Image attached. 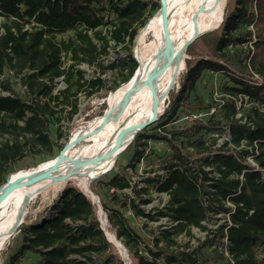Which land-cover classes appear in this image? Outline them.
<instances>
[{
	"label": "trees",
	"instance_id": "trees-1",
	"mask_svg": "<svg viewBox=\"0 0 264 264\" xmlns=\"http://www.w3.org/2000/svg\"><path fill=\"white\" fill-rule=\"evenodd\" d=\"M159 6L152 3L150 14L147 0H0V137L8 138L0 142V175L26 158V146L52 147L50 126L60 121L63 111L68 119L77 113L81 90L90 96L102 88L108 96L130 78L137 67L131 53L133 40ZM65 32L72 36L58 38ZM110 42L127 55L105 66L102 57L108 55ZM185 52L189 58L181 86L169 90L171 114L151 132H137L128 145H137L136 161L145 151L138 147L146 146L147 140L164 142L170 149L165 176L140 180L168 195L165 211L154 209L152 214L139 206L151 199L142 197L145 188L130 186L126 173L118 169V157L110 171L91 182L90 189L100 201L109 230L125 245L131 264H264V0H227L220 25L195 38ZM81 64L127 72L119 82L104 87L100 77L86 79ZM214 73L225 78L223 96L209 103L199 96L189 101L197 80ZM12 76L19 78L30 99L14 94ZM59 79L65 88L54 93ZM178 109L214 111L207 120L194 118L167 130V124L177 121ZM224 127L233 148L227 142L215 146L213 134ZM206 134L210 143L204 139ZM247 155L253 156L260 170L246 163ZM189 159L193 166H188ZM105 186L113 189L105 191L107 199L101 193ZM126 188L138 203L122 193ZM231 209L232 226L225 219L209 230L199 246L179 250V233L191 237L192 228L208 230L206 224H216V215ZM54 210L57 215L45 220ZM52 211L31 226H19L18 258L30 252L39 256L38 264H123L99 225L97 205L82 191L66 185ZM136 216L149 221L167 217L171 225L160 227L151 247L141 249L142 236L130 225ZM206 245L210 250L203 255L200 249Z\"/></svg>",
	"mask_w": 264,
	"mask_h": 264
},
{
	"label": "bare ground",
	"instance_id": "bare-ground-1",
	"mask_svg": "<svg viewBox=\"0 0 264 264\" xmlns=\"http://www.w3.org/2000/svg\"><path fill=\"white\" fill-rule=\"evenodd\" d=\"M166 2L171 42L168 54H162L165 42L159 6L135 37L137 67L133 74L108 95L101 115L88 121L85 130L69 137L63 147L66 157L59 166L47 175L46 170L55 157L44 160L35 167L10 173L9 182L0 185V192L8 188L0 201V253L13 229L24 222L31 197L48 192L55 194L68 179L85 187L112 166L115 154H110L116 144H120V150L125 149L134 139L139 125L148 121L155 110L158 115L162 113L168 90L184 68L187 43L221 21L226 0ZM84 136H89L91 141L72 145ZM101 222L105 224L103 212ZM106 234L120 250L125 264H130L121 242L108 231Z\"/></svg>",
	"mask_w": 264,
	"mask_h": 264
},
{
	"label": "rangeland",
	"instance_id": "rangeland-1",
	"mask_svg": "<svg viewBox=\"0 0 264 264\" xmlns=\"http://www.w3.org/2000/svg\"><path fill=\"white\" fill-rule=\"evenodd\" d=\"M147 1H148V7H147L146 13L150 12L151 14L153 12L151 8L152 3H156V2L159 3V0H147ZM225 6H226V3H225ZM225 6L223 9L221 19H223V15L225 13ZM1 22H2V19L0 18V24ZM70 36H72L71 32H65V33L60 34L58 38L67 39ZM110 45L111 46L109 47L108 55L102 57V61L105 66H107L108 64L112 62H117L119 60H122L127 55V52L123 50L122 48H120V46L114 47V44L112 42H110ZM134 45H135V38L131 46V53H132V56L135 58ZM186 58H189V55L187 53L185 54V57H184V68L180 72L178 78L170 86L169 90L173 89L176 91L177 89L180 88L181 86L180 76L185 69V59ZM64 63L65 65L68 64L67 59L64 60ZM79 68L83 71L84 77L88 80L93 79L95 77H100L103 80L104 87H110L114 82H119L121 79V76L127 72L126 68L120 70V68H109V67H105L103 71H100L97 65L87 66L85 64H81L79 65ZM6 77H7V74H4V78ZM224 81H225V78L222 76L221 73H214L212 75L208 74L205 76L204 75L201 76V78L197 80L195 88L190 93L189 101H193L195 96H199L202 99V101L205 103L218 100L220 97L223 96L221 86L224 83ZM10 83H11V87L15 95H17L18 97L22 99L31 98L26 93L25 87L21 84L18 77L12 76L10 78ZM62 88H65V83H63L61 79L55 81L54 86H53V92L56 93L57 90L62 89ZM169 90H168V95L166 97V100L163 104L162 113L160 114L159 119L153 122L152 124L148 125L147 127L143 128L139 132H151L152 128H154L159 123L166 120L167 117L171 114L170 108L172 107V103L169 97ZM103 92H104V89L98 88V89H95V91H93L92 95L88 96L85 90H81L77 94V100H78L77 101L78 103L77 113H75L71 119H68L66 111H63L60 114V121L50 126V139L52 141V147L50 149H42L39 147H34L33 145L26 146L24 149V154L26 155V158L20 162L18 161L15 164L9 165L8 173H3L2 175H0V185L3 182H5L6 177L12 172H16L20 170V168L22 169V167H25L24 169L35 167L38 163L44 160H48V159L56 157L59 154V151L65 146L66 142L68 141L71 135H74L78 132H82L83 130H85L88 121L102 114V112L104 111L106 107V98L108 97L106 96L108 91L105 94H103ZM237 104L239 107L242 105V103H239V102ZM213 111L211 109L210 110L202 109V110L194 111V112H191V111L185 112L182 109H178L177 112L179 116H178L177 121L170 122L169 124L165 126V128L169 130V129L176 128L180 125L186 124L188 121L187 117L189 116L191 117V115H196L197 118L199 119L207 120ZM236 117L240 118L239 115H237ZM227 129H228L227 127H224L219 133L213 134V137L215 138L216 147H219L224 142H227V147L233 148V146L230 143V140L228 139V134L226 133ZM6 139H8L7 136L0 137V142L5 141ZM204 139H206V141L208 140V143H210L209 141L211 139L209 138V135L207 134L204 135ZM90 141H91V138L89 136H84L82 139L78 140L72 145L80 144V143H88ZM139 142H141V140H139ZM146 144H147L146 146L141 145L138 147V149H142V148L145 149L143 157L139 161H136V159L134 158L135 148L137 145L132 144L129 147L127 146L128 147V148L126 147L127 149L125 148L123 152L117 155L118 163H121L118 169L120 168L123 170V172L126 173V176L130 180L129 181L130 186L134 185L137 189L145 188L147 190L145 191V193L142 194V197L149 198L151 199V201L147 204H140L139 206L145 212H150L153 214L155 211L154 209H162L163 211H165L164 209L168 202V195L164 192L156 191L154 187L147 186L146 183L140 180H142L141 178H145L148 175L151 177L157 174L160 176H164L165 163L171 160V157H170L171 153H170V149L164 142L155 141V140H147ZM186 147L189 152H193V149L191 147H188V146ZM193 157L195 156L193 155ZM128 164H131V166H129ZM66 185H70L72 187L79 189L91 200H92V194L96 196L95 193L90 189L91 182H88L84 187V186H81L76 180L68 179L63 184L62 188H60L55 194H53V192H48L45 195L39 194V195L31 197L25 209L24 222H22L21 225L31 226L33 222L42 220L45 215H47L50 211H52L54 201L56 200L58 194L63 190V188ZM106 190L108 192H112L113 189H108L107 186L101 188V193L107 199L105 195ZM122 193L128 194V196L131 199L135 200L134 201L135 203H138V200L134 197V195L131 193L129 188L124 189ZM93 203L97 205L98 221H99L100 227L102 226L101 228L103 232L106 234V232L108 231L109 233L113 234L109 230V226L107 225V222H106L107 219L105 221V224L102 225L101 212H103V214L105 215V218H106V214L104 210L102 209V207L100 208L101 206L100 201L98 202V204L95 202ZM225 214L226 213H219L216 215V217L219 218L216 224L214 223L206 224L208 230H200L199 228H192L193 236L191 237L187 236L184 232L179 233L176 236V241H177L179 250L183 249V247L185 246H189L190 249L192 248L194 249L197 246H199L201 242H203L206 239L205 237L208 234V232H210L209 231L210 229H214L218 224L225 221V218H226ZM203 224H205V222H203ZM21 225L19 224L10 233L9 240L7 241L6 245L4 246V248L2 249L0 253V264H38L39 263V260H40L39 256L34 253H30V252H25L23 256L18 258L17 250L22 241V234L21 232H19L18 228ZM130 225L132 226L133 230H135L137 233H139L142 236V239L140 240V248L143 249L146 246L148 248L151 247V239L154 236H157V234L159 233L160 227L170 226L171 223L169 222V219L167 217H160L156 221L154 220L149 221L146 218L136 216L134 217ZM118 241H120L123 247L126 249L123 242L120 239H118ZM209 250H210L209 245H206L204 247H201L200 252L203 255H207ZM120 258L122 257L120 256Z\"/></svg>",
	"mask_w": 264,
	"mask_h": 264
},
{
	"label": "water",
	"instance_id": "water-1",
	"mask_svg": "<svg viewBox=\"0 0 264 264\" xmlns=\"http://www.w3.org/2000/svg\"><path fill=\"white\" fill-rule=\"evenodd\" d=\"M159 5H160V12H161V18H162V24H163V30H162V32H163L164 42H165V44H164V48H163V50H162V54H163V55H166V54H168V52H169V50H170V46H171L170 35H169L168 25H167V2H166V0H159ZM221 21H222V19H221ZM221 21H220L215 27H213V28H211V29H209V30H207V31H205V32H203V33H206V32H208V31H211V30L217 28V27L220 25ZM203 33L194 36V37H193V38L187 43L186 47H187V46H188V45H189V44H190L195 38H197L198 36L202 35ZM186 47H185V50H186ZM135 60H136V58H135ZM136 62H137V60H136ZM159 117H160V114L158 115V114H157V111L155 110V111L153 112L151 118H150L148 121L144 122L143 124H141V125H139V126L137 127L135 133L137 134V132L141 131L143 128L147 127L148 125H150V124H152L153 122H155L156 120H158ZM68 141H69V139H68ZM68 141H67V142H68ZM128 143H129V142H128ZM125 147H126V146H125ZM122 150H125V149L123 148ZM122 150H120V144H116V145H115V147L113 148V150H112V152H111V154H110V155L115 154L114 162H115V160H116V158H117V155H119L121 152H123ZM65 157H66V155L64 154V151H63V148H62V149L59 151V154L55 157V160H54V161L52 162V164L49 166L48 170H46L47 175L51 174V173H52V172H53V171L59 166V164L61 163V161H62L63 159H65ZM114 162H113L112 166L109 167L108 169H106V170H105L100 176H102V175L106 174L108 171H110L111 168H112L113 165H114ZM75 164L78 165V166L82 165L81 162H76ZM100 176H98V177L92 179L90 182H92L93 180L99 178ZM5 181H6V182H9V175L6 177ZM88 186H89V185H88ZM8 187H9V186H8ZM7 189H8V188H6V189H4L3 191L0 192V201L3 200L4 195H5L6 191H7ZM92 201L95 202V203H97V204H98V202H99V200H98V198H97L96 196H95V199L93 198V195H92ZM97 201H98V202H97ZM100 208H101V206H100ZM105 221H106V218H105ZM20 225H21V224H20ZM101 227H102V226H101ZM101 229H102V228H101ZM104 235H105L106 239H107L109 242L113 243L112 241H110V240L108 239V237L106 236L105 233H104ZM115 238H116V237H115ZM113 245L116 247V245H115L114 243H113ZM116 249H117V251H118L119 256H121L120 250H119L117 247H116ZM125 250H126V249H125ZM126 255L128 256L127 251H126ZM121 257H122V256H121ZM121 259H122V261H123V264H125L124 259H123V258H121ZM129 262H130V264H131L130 259H129Z\"/></svg>",
	"mask_w": 264,
	"mask_h": 264
},
{
	"label": "built area",
	"instance_id": "built-area-1",
	"mask_svg": "<svg viewBox=\"0 0 264 264\" xmlns=\"http://www.w3.org/2000/svg\"><path fill=\"white\" fill-rule=\"evenodd\" d=\"M1 94L2 95H9L8 93H6V92H1ZM212 111H213V109H211ZM237 115H239L240 116V114H237ZM190 117V116H189ZM189 117H187L188 118V120H192V119H194V118H197V116L196 115H191V117L189 118ZM226 133L228 134V139L230 140V133H229V130L227 129L226 130ZM248 149H250V147H248ZM251 150V149H250ZM254 150H255V152H257L256 150V148L254 147ZM245 161H246V163H248L249 165H251V166H253V167H255L256 168V170H260V168H259V166L257 165V163L255 162V160H254V158H253V156L252 155H247L246 156V158H245ZM188 166H193V162H192V160L191 159H189V161H188ZM205 169L206 170H210V168L209 167H205ZM166 174V173H165ZM165 174H164V176H165ZM212 174L215 176V177H219V174L217 173V172H212ZM164 176H162V177H164ZM226 206H228V207H232V204L229 202V201H226ZM130 212V214H132L131 213V211H129ZM231 212H233V209H231L229 212H227L225 215H226V220H227V222H228V226H232V223L230 222V219H229V214L231 213ZM57 213H58V210H54V211H52V212H50L47 216H46V218H45V220H51L52 218H53V216H56L57 215ZM170 222V221H169ZM171 223V222H170ZM223 240V242L225 243V244H227V240L225 239V238H223L222 239ZM225 253L227 254V251H226V249H225ZM260 257H263V255H260Z\"/></svg>",
	"mask_w": 264,
	"mask_h": 264
}]
</instances>
